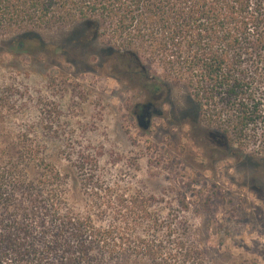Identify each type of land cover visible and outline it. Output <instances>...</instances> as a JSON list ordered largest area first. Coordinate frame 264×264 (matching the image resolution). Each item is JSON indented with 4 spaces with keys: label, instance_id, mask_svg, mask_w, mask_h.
I'll return each mask as SVG.
<instances>
[{
    "label": "trees",
    "instance_id": "obj_1",
    "mask_svg": "<svg viewBox=\"0 0 264 264\" xmlns=\"http://www.w3.org/2000/svg\"><path fill=\"white\" fill-rule=\"evenodd\" d=\"M72 24L101 40L104 61L147 96L186 86L232 144L264 123V0H0V37H14L20 51L40 50L39 30ZM154 199L96 201L82 212L37 135L0 128V264L163 261L172 236L178 264H202L200 248L181 245L178 226L151 210Z\"/></svg>",
    "mask_w": 264,
    "mask_h": 264
},
{
    "label": "rangeland",
    "instance_id": "obj_2",
    "mask_svg": "<svg viewBox=\"0 0 264 264\" xmlns=\"http://www.w3.org/2000/svg\"><path fill=\"white\" fill-rule=\"evenodd\" d=\"M38 37L31 52L0 37V128L37 135L69 175L71 204L85 212L96 201L116 208L153 195L151 210L178 226L181 245L200 248L202 264H264V123L232 144L187 87L173 84L140 124L137 105L155 98L104 61L101 40L81 24ZM178 242L160 246L165 260L139 263L178 264Z\"/></svg>",
    "mask_w": 264,
    "mask_h": 264
},
{
    "label": "flooded vegetation",
    "instance_id": "obj_3",
    "mask_svg": "<svg viewBox=\"0 0 264 264\" xmlns=\"http://www.w3.org/2000/svg\"><path fill=\"white\" fill-rule=\"evenodd\" d=\"M161 98V96L159 97V98H155V100L154 101H149L148 103H146V104H144V105H142V106H140V105H137V109H138V111L140 112L139 114H138V119H139V123L140 124H144V120H146V118H145V116H147L148 115V110L150 109V108H152L153 106H155L156 105V102L159 100Z\"/></svg>",
    "mask_w": 264,
    "mask_h": 264
}]
</instances>
